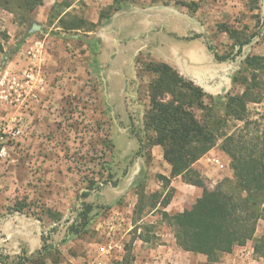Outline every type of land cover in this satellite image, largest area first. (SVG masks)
<instances>
[{"label":"rangeland","instance_id":"rangeland-1","mask_svg":"<svg viewBox=\"0 0 264 264\" xmlns=\"http://www.w3.org/2000/svg\"><path fill=\"white\" fill-rule=\"evenodd\" d=\"M152 1L176 2L180 10L191 15L199 11L201 32L192 35V39L198 35L195 43H203L207 49L210 44L220 56L227 58L217 66L220 77L233 82L235 75L246 74L249 91L258 102L248 103L244 121L230 118L221 132L244 134L251 140L257 135V124H264L256 118L258 110L264 114V60L254 61V66L248 69L246 60L264 57V0H244L246 11L225 12L218 18L211 14L219 8L213 0ZM145 3L146 0H74L66 8L62 0H44L42 6L27 12L19 8L18 0L11 3L0 0V72L25 68L31 62L28 52L39 49L42 54L39 66L46 79L51 74L46 56L50 51L59 53L67 49L65 63L72 66L75 77L83 80L73 91L76 96L50 103L49 112L48 106L45 108L41 127L33 133L25 130L10 162L0 165V223L16 221L21 216L20 221L40 226L41 230L40 249L29 256L24 249L22 257L32 258L39 250L44 251L45 246L49 250L47 264H85L89 260L87 252L94 254V245L105 243L106 234L111 232L113 237H121L125 249L133 240L136 242L131 248L138 247L139 252L134 250L133 254L138 264L161 263L157 262L161 245L170 248L172 256L178 258L162 264H208L207 260L201 263L199 258L198 262L192 261L194 253L188 255L190 252L179 246L180 251L176 252L174 230L163 216L164 212L173 215L190 208L203 189L184 182L181 176L172 177L163 147L148 144L153 135L146 126L151 108L149 85L156 78L148 66L163 61L151 52H137L132 44L138 38L145 40L150 34H157L155 30H147L148 21L140 13L146 8ZM33 23L40 24L41 30L30 33ZM136 27L138 37L133 38ZM156 30L161 32L160 25ZM56 39L63 43L56 44ZM66 68L71 71L70 67ZM212 69L213 64L201 55L199 64L188 72L209 87ZM117 72H125L132 79L122 87V94L116 96L110 93L107 79ZM223 88L218 94L202 88L208 94L206 104L216 113L223 111L228 94L242 95L246 89L234 83ZM46 93L41 90V95ZM256 103L259 105L255 106ZM134 133L143 139V150ZM223 140L224 136L193 165L209 189L233 180L231 161L221 148ZM35 141L45 145L41 153L45 157L51 154L53 163L43 165L34 161L36 154L31 146ZM23 143H29L30 150H19ZM21 157L26 160L18 163ZM83 193L89 194L84 198ZM168 197L170 203L164 207ZM83 205L91 206L92 211L82 227L77 217L83 212ZM263 232L264 221H260L256 237ZM138 235L148 244H142ZM245 248L246 264H264L253 253V241ZM225 255L215 264H223ZM19 256L9 260L5 248L0 246L1 262L13 264ZM121 261L119 258L110 264Z\"/></svg>","mask_w":264,"mask_h":264},{"label":"trees","instance_id":"trees-1","mask_svg":"<svg viewBox=\"0 0 264 264\" xmlns=\"http://www.w3.org/2000/svg\"><path fill=\"white\" fill-rule=\"evenodd\" d=\"M73 1L62 0V4L69 8ZM7 2L11 3V0ZM18 2L19 8L31 12L42 6L44 0ZM63 26L67 28V25ZM196 37L198 35L193 38ZM208 50L216 61L227 60L210 44ZM259 60L263 61L264 57H248L247 69L254 66V61ZM148 67L156 74L149 85L151 108L147 114L146 126L152 130L153 135L149 137L148 144L163 147L164 159L171 166L172 177L181 176L184 182L203 189L201 197L190 208L173 215L163 213L174 230L178 246L185 252L205 255L208 264H215L223 255L233 253L236 247L246 246L249 241H253V253L264 260V232L256 237L258 223L264 221V124H257V135L251 140L244 134L237 136L221 132L230 118L244 121L248 103L258 102V98L249 91L246 74L241 72L233 77L234 84L246 87L242 95L228 94L223 111L216 113L205 102L208 94L171 65L152 62ZM134 134L143 150V139ZM222 136L224 140L221 148L231 161L233 180L209 189L193 165ZM162 179L170 182L165 176ZM88 194L83 193L82 196L85 198ZM143 196L142 194L141 200L144 199ZM169 203L170 197L164 202V207ZM83 208V212L77 217V222L82 227L92 211L89 205ZM137 238L143 239L141 235ZM131 244L125 249L124 264H132ZM43 250H39L32 258L19 256L13 264H47L46 253L49 250L45 246Z\"/></svg>","mask_w":264,"mask_h":264},{"label":"crops","instance_id":"crops-1","mask_svg":"<svg viewBox=\"0 0 264 264\" xmlns=\"http://www.w3.org/2000/svg\"><path fill=\"white\" fill-rule=\"evenodd\" d=\"M213 2L214 4H217L216 6L219 8L214 9L211 14L212 16H217V18L220 14H225V12L233 13L237 12L238 10L246 11L244 10V0H213ZM234 4H237V6H235ZM145 5L146 8L141 9L140 13H142L143 19L145 16V19H147L148 21L147 30H155L156 32L154 33L157 34H153V36H151L150 34L145 40H141L140 38H138L133 43L131 42L134 46H136L137 52H142L145 54L147 51L151 52L155 57H157V59L168 63L184 77L191 78L198 86L204 88V90L208 93L218 94V92H222L221 89H225L223 88V85H225L226 88L227 85L230 87L233 85V82H230V78L227 79L225 77L222 79L220 77L219 67L217 66L222 65V63L215 60L214 56L208 51L203 43H195V40H198L196 38L192 39V35L199 34L201 32L200 25L198 24L197 19L200 13L199 11L194 15H191L189 13H186L185 11H182V9L180 10V7H178L179 5H177L176 2L168 3L146 0ZM159 25L161 32L156 30ZM164 26L167 27V32L164 31ZM136 31H139L138 27H136L135 30L132 31L135 32L134 35H132L133 38L138 37ZM102 41L104 42V44H107V41L105 39L102 38ZM179 41L182 44H178ZM54 42H56V44L63 43V41H61L60 39H56ZM201 55L204 56L206 61L213 64L212 73L209 77L211 80V83H209V87H206L203 83L197 80H201L200 78H196L195 76L191 75L190 72H188L190 67L195 64H199ZM66 56L67 49H64V51L61 52L59 51V53L50 51V54L46 56V59H48L46 65L48 66V68H50L51 72V74L46 77V82L43 89V91H47V93L46 95L42 94L40 96L41 99L36 105L35 109L31 112V114L23 113V119L25 120V129L28 130V132L31 131L30 133H33L35 130H38L37 128L41 127L43 123L41 119L44 118V115L46 113L45 108L48 106L49 112V106H51L49 105L50 103L54 104L58 101L61 102L63 98L65 100L71 98L73 94H75L73 91H76L77 87L83 81L80 78L75 77V71L72 69V66H70V64L68 63H65ZM77 58L78 56H76L75 59ZM66 67H70L71 71H68ZM117 74L122 76H119ZM117 74L111 73L107 79L108 85L111 86L110 93L115 94L116 96L122 94V87L124 85L126 87L129 84L130 79H132L125 72H117ZM44 146H42L39 141H35V143L31 146V150H35L36 155L34 157V161H37L38 164L48 165L53 163L54 160L52 158L53 156L51 157V154L45 157L44 154L41 153L42 150H45ZM20 149L30 150L29 143H23L21 147H19V150ZM23 154L25 155V153ZM24 160L26 159H22L21 157V159L18 160V163H22ZM176 178L179 177H175V179ZM15 220L16 221H3L0 223V246L5 248L9 260H12V258L18 255L24 256V254H22L24 253V249L28 250L27 256H29L41 247L40 226L29 224L26 225L24 221H20L22 220L21 216H17V219ZM106 235L110 236L107 237L105 243L94 245L96 246V252H94V254L90 255L91 251L87 252L89 253V260H87L85 264H96L97 261H101L103 262V264H110L111 262H113V260H119V258L120 260H122L121 264H124L126 251L121 237H113L114 235L111 232H108V234ZM137 239L142 244H148V241L145 239ZM109 242H111L113 250L107 255L100 254L98 251V247H100V245H106ZM133 244L135 245L136 242H134ZM177 247L178 245H176V252L180 251L179 247ZM134 250L137 251V253L139 252L138 247H135L133 249V252L131 250V256H133L131 262L133 264H138L134 259ZM169 250L170 248L165 245L160 246V249L158 250L159 259L157 260V262L161 263L158 264H162V262L168 259H170L171 261L178 260V258L176 259V256H172V251ZM245 252V246L237 247L233 253L226 254L224 256L223 259H225V262H223V264H246L248 254ZM189 254L191 253H188V255ZM191 255L193 256L192 261L196 259V262H198L197 258H199L201 263L207 260V257L202 254Z\"/></svg>","mask_w":264,"mask_h":264},{"label":"built area","instance_id":"built-area-1","mask_svg":"<svg viewBox=\"0 0 264 264\" xmlns=\"http://www.w3.org/2000/svg\"><path fill=\"white\" fill-rule=\"evenodd\" d=\"M39 51L33 49L28 52L31 62L25 68L0 72V165L10 162L12 151L26 130L23 113L31 114L41 99L46 79L39 66L42 61ZM256 118L264 123V114L260 110ZM11 163H14V159ZM112 250L111 242L98 247L99 253L103 255ZM96 264L103 262L97 261Z\"/></svg>","mask_w":264,"mask_h":264},{"label":"water","instance_id":"water-1","mask_svg":"<svg viewBox=\"0 0 264 264\" xmlns=\"http://www.w3.org/2000/svg\"><path fill=\"white\" fill-rule=\"evenodd\" d=\"M41 30V25L38 23H33L30 29V33H35Z\"/></svg>","mask_w":264,"mask_h":264}]
</instances>
